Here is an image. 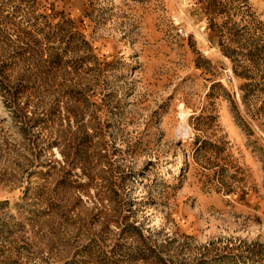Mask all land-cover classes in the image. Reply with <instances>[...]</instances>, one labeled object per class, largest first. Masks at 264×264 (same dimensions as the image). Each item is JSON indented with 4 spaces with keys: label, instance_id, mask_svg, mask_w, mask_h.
Wrapping results in <instances>:
<instances>
[{
    "label": "rangeland",
    "instance_id": "1",
    "mask_svg": "<svg viewBox=\"0 0 264 264\" xmlns=\"http://www.w3.org/2000/svg\"><path fill=\"white\" fill-rule=\"evenodd\" d=\"M0 264H264V0H0Z\"/></svg>",
    "mask_w": 264,
    "mask_h": 264
},
{
    "label": "built area",
    "instance_id": "2",
    "mask_svg": "<svg viewBox=\"0 0 264 264\" xmlns=\"http://www.w3.org/2000/svg\"><path fill=\"white\" fill-rule=\"evenodd\" d=\"M180 32L184 33V28H180ZM230 78V77H229Z\"/></svg>",
    "mask_w": 264,
    "mask_h": 264
}]
</instances>
